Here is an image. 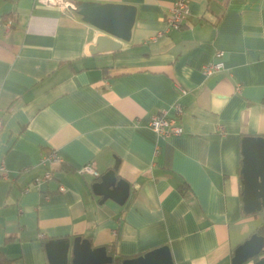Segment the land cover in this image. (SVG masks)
<instances>
[{
    "label": "crops",
    "instance_id": "crops-1",
    "mask_svg": "<svg viewBox=\"0 0 264 264\" xmlns=\"http://www.w3.org/2000/svg\"><path fill=\"white\" fill-rule=\"evenodd\" d=\"M69 1L135 5L132 35L88 54L105 32L75 10L0 0V20L14 19L0 32V251L50 264L49 240L82 236L127 257L168 245L174 264H232L264 220L244 210L241 182L242 139L264 136V0H189L181 29L164 18L176 0ZM217 50L225 68L206 75ZM177 101L185 132L160 136L149 117ZM52 149L62 163L42 162ZM116 160L129 196L101 202L100 176L80 168Z\"/></svg>",
    "mask_w": 264,
    "mask_h": 264
},
{
    "label": "water",
    "instance_id": "water-1",
    "mask_svg": "<svg viewBox=\"0 0 264 264\" xmlns=\"http://www.w3.org/2000/svg\"><path fill=\"white\" fill-rule=\"evenodd\" d=\"M75 11L83 20L105 33L86 48L88 54L116 50L121 40H130L137 8L133 4L119 2L82 1L76 4ZM243 164L242 200L248 213L264 209V136L248 135L242 139ZM119 160L113 168L102 173L93 183V190L102 196L101 202L112 198L123 204L130 193V184L118 178L116 171ZM46 249L50 264H114V256L108 253L107 246H92L88 238L76 236L73 239L49 240ZM256 264H264V233L253 232L234 250L232 264H242L253 257ZM119 264H174L168 245L155 247L145 253L127 257Z\"/></svg>",
    "mask_w": 264,
    "mask_h": 264
},
{
    "label": "built area",
    "instance_id": "built-area-1",
    "mask_svg": "<svg viewBox=\"0 0 264 264\" xmlns=\"http://www.w3.org/2000/svg\"><path fill=\"white\" fill-rule=\"evenodd\" d=\"M39 3L49 6H57L62 9L75 10L76 4H73L69 0H38ZM190 1L189 0H176L169 11L165 14L164 18L169 29H181L184 27H190L194 25V21L190 16ZM14 24V19L12 17H7L4 20H0V32H8ZM225 68V63L223 60V52L217 50L215 52V59L211 62L204 64L202 71L206 75H210L214 72L220 71ZM240 88V85H239ZM182 93L186 92V89L180 88ZM175 113L171 114L167 109L157 110L151 114L149 117V126L160 136L169 137L172 135H179L185 132L184 125L180 120V115L183 112V105L181 102L177 101L174 104ZM2 128V120L0 118V130ZM224 130L223 126H219V131ZM44 164H60L62 163L61 157L57 150L52 149L50 152L44 154L42 158ZM81 173L90 174L94 177H99L101 172L97 169L94 161H89L81 166ZM53 177V172L49 168L45 170L42 175L35 178V183L33 185L39 184L47 179ZM31 185L27 187L29 189ZM65 189L64 185L59 186V190L63 191Z\"/></svg>",
    "mask_w": 264,
    "mask_h": 264
},
{
    "label": "trees",
    "instance_id": "trees-1",
    "mask_svg": "<svg viewBox=\"0 0 264 264\" xmlns=\"http://www.w3.org/2000/svg\"><path fill=\"white\" fill-rule=\"evenodd\" d=\"M80 2H82V1H79L78 3H80ZM8 16H9L8 14H5L2 18V20L6 19ZM178 187L182 193H185L188 189L186 182L184 180H182L179 183ZM256 212H253V213H256ZM254 231L255 232L256 231H258V232L264 231V220ZM108 253L114 256V258H115L114 264H119L123 259L127 258V256L117 255L115 250H113L111 248L108 250ZM253 258L257 259L258 257L256 256ZM0 264H11V259H8L2 251H0Z\"/></svg>",
    "mask_w": 264,
    "mask_h": 264
},
{
    "label": "rangeland",
    "instance_id": "rangeland-1",
    "mask_svg": "<svg viewBox=\"0 0 264 264\" xmlns=\"http://www.w3.org/2000/svg\"><path fill=\"white\" fill-rule=\"evenodd\" d=\"M257 213H258L259 218L262 221L264 219V209L263 210H258ZM257 223H259V219L257 220V222L255 224L256 226L258 225Z\"/></svg>",
    "mask_w": 264,
    "mask_h": 264
},
{
    "label": "flooded vegetation",
    "instance_id": "flooded-vegetation-1",
    "mask_svg": "<svg viewBox=\"0 0 264 264\" xmlns=\"http://www.w3.org/2000/svg\"><path fill=\"white\" fill-rule=\"evenodd\" d=\"M264 233V231H262Z\"/></svg>",
    "mask_w": 264,
    "mask_h": 264
}]
</instances>
